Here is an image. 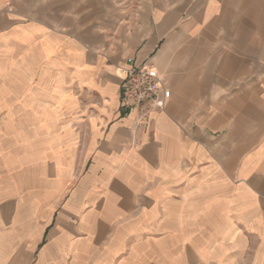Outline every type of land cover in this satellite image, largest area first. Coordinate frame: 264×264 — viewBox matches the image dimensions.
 Wrapping results in <instances>:
<instances>
[{"label": "crops", "instance_id": "0c3cea01", "mask_svg": "<svg viewBox=\"0 0 264 264\" xmlns=\"http://www.w3.org/2000/svg\"><path fill=\"white\" fill-rule=\"evenodd\" d=\"M0 79V264H264V0H0Z\"/></svg>", "mask_w": 264, "mask_h": 264}, {"label": "built area", "instance_id": "2783aa9c", "mask_svg": "<svg viewBox=\"0 0 264 264\" xmlns=\"http://www.w3.org/2000/svg\"><path fill=\"white\" fill-rule=\"evenodd\" d=\"M127 76L123 85L124 102L134 106L147 104L150 110L165 109L169 90L164 79L150 65L133 67L127 71Z\"/></svg>", "mask_w": 264, "mask_h": 264}, {"label": "rangeland", "instance_id": "374dc122", "mask_svg": "<svg viewBox=\"0 0 264 264\" xmlns=\"http://www.w3.org/2000/svg\"><path fill=\"white\" fill-rule=\"evenodd\" d=\"M1 82H2V79H0V85H1ZM125 83V82H124ZM30 85H32V84H35V83H29ZM124 85V84H123ZM167 86V85H166ZM167 89H168V87H167ZM169 90V89H168ZM169 94H170V92H169ZM122 101H123V103L125 104V105H128L126 102H124V98H123V87H122ZM167 103H168V101H166V105H167ZM166 105H165V108H166ZM128 106H134L133 104H129ZM135 107H137V108H140V109H142L141 110V112H142V114H143V117H147L148 116V113H150L151 111H153L152 109L150 110V106L149 105H147V104H144V105H141V106H136L135 105ZM147 113V114H146ZM6 116V113L4 112V113H2L1 115H0V124H1V121H2V118H4Z\"/></svg>", "mask_w": 264, "mask_h": 264}]
</instances>
